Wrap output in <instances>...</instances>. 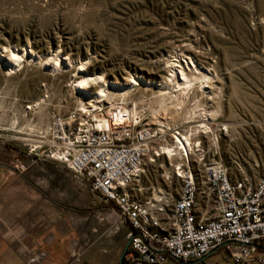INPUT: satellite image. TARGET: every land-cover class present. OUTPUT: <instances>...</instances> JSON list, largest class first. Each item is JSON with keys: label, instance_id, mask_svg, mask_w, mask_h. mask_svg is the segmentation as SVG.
<instances>
[{"label": "rangeland", "instance_id": "374dc122", "mask_svg": "<svg viewBox=\"0 0 264 264\" xmlns=\"http://www.w3.org/2000/svg\"><path fill=\"white\" fill-rule=\"evenodd\" d=\"M16 50L22 58L10 64L7 54ZM173 62L191 78L210 80L181 95L161 87ZM82 73L129 94L94 104V84L82 99L73 87ZM159 93L176 97L159 109ZM117 104L136 107L140 126L160 130L131 186L141 189L135 194L141 200L151 190L176 197L178 182L162 177L177 159L160 152L172 142V129L199 142L188 155L198 176L213 159L214 134L230 180L262 176L264 0H0V237L12 230L24 240L60 236L81 246L116 228V219L64 166L40 156L43 148L36 160L25 154L47 133L51 116L75 113L76 125ZM201 122L209 132L195 127ZM216 262L230 264L210 256L208 264Z\"/></svg>", "mask_w": 264, "mask_h": 264}, {"label": "built area", "instance_id": "2783aa9c", "mask_svg": "<svg viewBox=\"0 0 264 264\" xmlns=\"http://www.w3.org/2000/svg\"><path fill=\"white\" fill-rule=\"evenodd\" d=\"M126 108L117 104L99 109L95 118L76 125L75 113L51 116L47 133L25 155L36 160V150L43 148L44 160L64 166L102 203L107 216L116 219V230L124 228L128 247L122 264H207L206 257L218 249L230 264H263L264 174L254 181L246 176L230 180L214 134L213 159L202 164L198 176L174 143L180 131L172 129L168 146L178 163L162 178L178 182L176 197L151 190L141 200L131 186L139 177L147 144L160 130L140 126V119H132ZM78 249L74 243L69 264L78 262Z\"/></svg>", "mask_w": 264, "mask_h": 264}, {"label": "crops", "instance_id": "0c3cea01", "mask_svg": "<svg viewBox=\"0 0 264 264\" xmlns=\"http://www.w3.org/2000/svg\"><path fill=\"white\" fill-rule=\"evenodd\" d=\"M116 229L117 226L115 229L105 228L102 236H94L89 245L86 242L79 245V259L74 264H119L126 241L123 238L124 228H120V233L114 231ZM37 249L45 254L32 256L30 253ZM73 250L74 243L69 238L33 236L31 240H24L19 232L9 230L0 237V264H69ZM210 256H221L223 260L224 254L220 249L215 250L206 257L205 263L208 264Z\"/></svg>", "mask_w": 264, "mask_h": 264}, {"label": "bare ground", "instance_id": "6f19581e", "mask_svg": "<svg viewBox=\"0 0 264 264\" xmlns=\"http://www.w3.org/2000/svg\"><path fill=\"white\" fill-rule=\"evenodd\" d=\"M23 54H25L23 52ZM8 57V62L10 64H18L22 58V55L20 54L19 51H9V53L7 54ZM58 65V61L56 59H52V68H55ZM12 69V68H10ZM169 75L166 77V79L164 81H162L160 83L161 87H176L178 93L181 95L185 90L189 89L192 84H194L195 82H199L200 85H202L203 83H206L209 78L206 75H202L201 78H197V77H193L191 78L190 76H188L182 69L181 67L173 62V64L170 65L169 69H168ZM81 76V78L78 80V82H76L74 84V90H78L80 91V96L82 99L87 98L85 94H83L84 92H87L91 89L92 85L96 84L98 90L94 91L92 93V97L91 99H93L94 104L95 103H99L102 102L104 100L105 97H109V99L114 100V98H118L121 101H124V99L128 96L129 94V88H123L121 90H115V91H111L108 86L105 84V82L101 80L100 76H95L92 77L88 74H84ZM210 80V79H209ZM100 81V82H99ZM129 85L134 86L136 85L135 80H132L129 82ZM175 95L174 96H169L168 98H165L164 94L159 93L156 98H155V103L157 104V106L159 107V109H166V104L165 101L167 99H170L169 101L171 102L172 99H175ZM91 105L92 107H94L95 105ZM112 107V106H111ZM127 112L129 114V116L132 119H137L138 117V111L136 110V107H132L130 109L126 108ZM82 111L86 112V110L84 109V107L82 106ZM205 121V120H203ZM197 129L201 130V133H207L210 131V127L205 124V122H201L199 123L197 126H195ZM223 130L226 131L227 127L223 126L222 127ZM175 145L179 147V149H182L184 154L186 155L187 159H188V155L189 152H192V148L191 145H195L197 146L199 144V142L197 141H193L191 140V138L189 137H185V136H181L180 137H175ZM148 145V144H147ZM160 152L164 155H166L169 159H172V155L173 153L171 152L169 147H160ZM176 156H180V153H176ZM180 158V157H179ZM138 191L140 192L141 189L138 188Z\"/></svg>", "mask_w": 264, "mask_h": 264}, {"label": "water", "instance_id": "95a60500", "mask_svg": "<svg viewBox=\"0 0 264 264\" xmlns=\"http://www.w3.org/2000/svg\"><path fill=\"white\" fill-rule=\"evenodd\" d=\"M127 247H128V243H126V245H125V247H124V250H123V252H122V254H121V256H120L119 264H122L123 257H124V255H125V252H126Z\"/></svg>", "mask_w": 264, "mask_h": 264}, {"label": "trees", "instance_id": "16d2710c", "mask_svg": "<svg viewBox=\"0 0 264 264\" xmlns=\"http://www.w3.org/2000/svg\"><path fill=\"white\" fill-rule=\"evenodd\" d=\"M16 150V149H15ZM16 151H18V150H16ZM223 260H224V257H223Z\"/></svg>", "mask_w": 264, "mask_h": 264}]
</instances>
